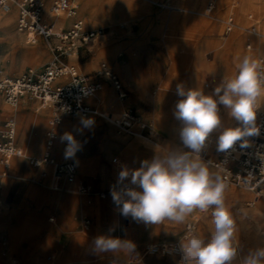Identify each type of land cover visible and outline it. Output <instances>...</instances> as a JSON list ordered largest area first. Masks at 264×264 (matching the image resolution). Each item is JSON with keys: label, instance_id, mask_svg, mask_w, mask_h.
<instances>
[{"label": "rangeland", "instance_id": "374dc122", "mask_svg": "<svg viewBox=\"0 0 264 264\" xmlns=\"http://www.w3.org/2000/svg\"><path fill=\"white\" fill-rule=\"evenodd\" d=\"M10 1L11 0H9V2ZM20 1L21 0H15L17 10ZM179 1L180 0H161L163 4L169 7H164L161 4H154L151 9L142 7L138 10L128 9L124 5L118 4L110 6V8L105 5L101 9L100 16L92 18L90 14L92 12V4H87L86 7H82L81 9L80 2L78 0H73L78 14H82L80 17L83 18L87 30L101 29V33L97 40L76 50V52L84 50V55L82 57L80 56V59L77 56L75 60L70 62H66L70 57L69 55L60 56L54 51V41L48 42L45 39H40V46L42 47L41 54H31L26 49L24 41L18 40L15 37L14 31L22 34L23 38L25 36V34L18 30L17 21L14 25V31L10 29L0 30V75L5 74V77L13 76L16 75L17 72L20 74L28 68L39 69L47 64L64 63L74 66L80 73L87 74L90 77L94 76V79L99 81L105 80L108 82V84L104 83L101 89L111 91L113 96L110 98L107 93L105 99L103 98L104 100L100 97L93 100V105L99 112L92 114L88 118H84H90L94 121L95 126L93 128H84L81 130L70 128L64 130L63 126H61L64 118L67 117L73 122L82 120L83 118L69 114L62 115L61 122L58 125L56 149L60 160L65 158L63 148L67 141L62 142L61 140V137L65 133H71L81 145L80 149L76 151L75 156L69 159L75 162L79 173L84 176L88 185L91 186V206L87 204V197L80 193L79 195L72 193L71 187H68V192H66L61 187L56 189L54 181L52 180L46 184L45 175L40 174L41 169L34 168L29 163V158L40 155L42 149L30 153L25 147L23 151L26 158L16 157L20 159L21 166L15 167V162H12L11 175L5 180L4 191L0 196V212L6 210L12 225L19 227V229L26 227L30 228V232L36 225L35 213L39 221L30 239L37 241L54 235L62 236V232L59 231L57 227L60 229L73 227L76 229V233L79 232L81 234L80 236L83 238L82 241H80L81 243L90 242L91 240L95 241V238L101 235L120 237L122 239L132 240L136 243L137 250L140 252L142 264H176L174 262H169L178 260L174 255H149L147 253L148 245L156 243H177L182 239L186 222L195 216L199 217L195 233L205 237L209 234L212 227L209 213H201L197 209L188 216L183 224L165 220L157 225H146L143 222L132 220L131 217L126 218L122 216L111 196V190H118L122 187L121 184L117 183L120 170L123 167L137 169L141 166L143 161H151L156 154L155 149L157 147L160 152L165 151L166 147L173 145L175 148L189 151L183 148L182 143H180L179 133L181 124L174 116L175 104L179 99L176 95L177 84L182 83L184 87L188 89L191 76L196 74L201 84V87L198 89H201L205 95H209L223 79L231 78L236 74L237 64L240 61V54L247 53L249 57L255 60L260 56L263 57L254 43L251 49H247V44L249 43L248 39L234 43L230 48V37L232 32L229 34L224 33V23L221 21V19L224 20L228 16L226 14L227 7L219 9L215 16H213V14L207 16L205 15V11L208 0H184L185 6H182V9H175L179 6ZM238 1L240 0L229 1L231 5L229 3L227 5L235 8L238 5ZM43 2L45 5L48 4L49 6L50 0H43ZM258 6L259 9L256 12L249 11V13H253L260 20V35L258 38L251 35L249 31L250 22L245 24V28H241L240 31L243 35L254 37L259 41L264 40V0H258ZM81 11L82 13L80 14ZM0 12V14L5 13L6 10L0 6ZM171 14H175L178 17L177 20L179 24L185 27V30L193 31L196 37L185 36L186 39L174 44L172 53H169L167 51L163 52L162 39L166 36L167 31L166 18L169 19ZM206 22L209 24H206ZM115 37L118 40L113 41L107 46L109 51L113 49V54L111 56L108 55L109 58H102V61L106 60L105 63L108 65V70H111L113 74L117 75L124 88L128 90L127 97L121 100L123 108L115 117H120L124 111L132 110L139 118L149 120L155 124L160 133L156 139H147L130 135L121 130L116 122L108 119L113 116L110 112L113 109V105L120 100L117 91L111 79L103 72H100L103 70L101 66H98L97 69L92 71L84 69V67H88V64L82 66V64L88 61L93 55L95 58L97 47H101L105 40H112ZM218 43H223V45L218 46ZM26 45L31 47L33 44L30 43ZM128 45L131 47L130 49L136 52L134 60L136 65L134 70L137 74L139 73V77L145 82L146 88L144 91L138 89L136 83L130 80L127 70L123 69L120 73L115 69V63L112 59L116 58L120 61H125L128 58ZM158 75H161L163 82V86L160 88L156 79ZM0 78L3 77L0 76ZM149 80H151V82ZM263 93L264 89L262 95ZM30 102L35 105L40 104L37 100H30ZM8 105L9 104L5 103L0 95V120H4L10 116V111L4 110V107ZM261 105L264 110L262 100ZM29 110H31L30 107L27 109L24 106L22 110L20 109V111H18V138L22 147L25 144L27 119L29 116L36 114L35 110L32 109L33 114H29L27 117L26 113ZM50 114L51 112H48L41 122L43 124L45 123L43 131L38 137L42 146L46 131L49 127ZM221 114L223 123H225L228 117L227 111L221 108ZM234 126H237V124L228 127ZM30 131L29 136H31ZM215 140L216 134H213V142L211 145L213 151H208L206 157L202 155V158L208 164V161L218 153L215 147ZM27 142L29 141L27 140ZM60 153H64V156H61ZM116 158L117 161H115ZM32 185L40 186V188L33 189L35 194L34 200L24 205L22 199L27 196L26 194ZM49 191L57 196L63 194V200L64 198L68 199V202L72 205L81 198L84 202V204L82 202L81 205L83 208L85 206V208L83 210L81 208L77 209L72 215L65 213L61 214L59 218L58 201L52 204H47V202H45V195L48 194ZM239 191H244L246 193L250 192L239 186H226L224 193L225 202L234 212L237 221L236 235L239 245L237 256L232 261V264H241L243 258H241L240 255L243 254V244L247 237L246 227L241 225L237 220V212L242 208L253 211L260 202H264L263 197L257 200V203H254L257 205L251 204L254 198L253 194L251 197H239ZM102 192L107 193L105 198H100V193ZM107 203L113 212L105 206ZM259 210L260 215L257 228L260 234L264 236V203ZM28 211L34 213L31 212L33 215L30 216L29 220L27 219L25 221V225L14 222L15 218L27 215L26 213H28ZM52 216L55 217L54 222L49 219ZM86 218H90L89 228L84 227V220ZM137 229H143V235L146 237V240L141 243H138L135 240V235L132 234L135 233ZM23 242H26V239H24ZM10 245L11 240L8 232L5 229H0V255L7 247H10ZM17 249H13V251H15L14 253L20 254L19 248ZM14 255H12V257H6L5 259L11 261L12 258H14L17 262L21 263L20 258ZM127 258L128 257L124 258L125 264H127ZM237 258H239V260ZM104 260L106 264H111L113 257L111 254H107ZM0 262L4 264L3 258H0ZM51 264L55 263L51 262ZM132 264H141V262L138 260ZM178 264H180V261Z\"/></svg>", "mask_w": 264, "mask_h": 264}, {"label": "clouds", "instance_id": "9594fccd", "mask_svg": "<svg viewBox=\"0 0 264 264\" xmlns=\"http://www.w3.org/2000/svg\"><path fill=\"white\" fill-rule=\"evenodd\" d=\"M264 89V67L252 57L245 56L237 64L236 74L205 95L201 89H186L177 84L174 116L180 122L181 148L158 147L151 161L145 160L137 169L123 167L118 175L120 189L111 190L120 214L146 225L165 220L183 224L194 210L210 213L211 230L207 237L189 231L171 249L181 257L180 264H232L237 256L239 241L234 212L225 202L226 184L218 171L210 169L201 153L213 134L216 150L228 152L239 142L241 148L250 145V138L260 135L257 124V98ZM221 108L237 122L225 126ZM89 128L92 119L82 118ZM67 141L65 158H72L81 147L71 133L61 137ZM129 181V187L124 185ZM137 188L139 190H137ZM94 248L99 254H111V264H125L126 257L140 259L135 242L120 237L101 235L95 238ZM150 246L149 251H154ZM241 264H264V247L256 248L243 258Z\"/></svg>", "mask_w": 264, "mask_h": 264}, {"label": "built area", "instance_id": "2783aa9c", "mask_svg": "<svg viewBox=\"0 0 264 264\" xmlns=\"http://www.w3.org/2000/svg\"><path fill=\"white\" fill-rule=\"evenodd\" d=\"M217 1L208 0L206 15L213 13ZM0 6L7 9L9 0H0ZM43 8V0H21L18 3V29L27 35L30 43H34L38 39H45L48 42L54 41L53 49L60 56L70 55L71 52L80 47L89 45L101 33V29H83V23L79 19L74 20L67 29L57 28L54 23L44 19ZM51 10L57 14L65 13L68 16L76 13V7L72 0H51ZM248 19L251 21L250 33L259 36V19L253 13L248 14ZM221 21L224 23L226 34L237 28L233 14ZM247 48L251 49L252 44L249 43ZM257 61L264 67L263 57H258ZM102 72L111 79L119 91V95L125 97L126 93L122 91V84L117 75L105 67ZM99 88V82L94 81L87 74L78 72L74 66L64 63L47 64L39 69L28 68L17 76L0 79V95L12 107L16 108L20 101L27 97L50 108L51 115L43 154L39 157H30L29 163L35 168L51 165L53 167L54 186L57 189L65 181L68 184L76 185L78 192L82 194L90 195L92 192L91 186L79 176L75 162L68 159L58 160L55 148L57 127L61 122L62 115L88 117L91 114H96L97 110L91 107L87 100L93 97ZM262 91L263 89L257 98V105L259 106L257 124L261 125L260 135L250 138L249 147L241 148L237 142L233 149L226 153L220 152L216 158H211L208 161L212 170L220 173L226 186L242 187L250 191L255 200L264 197V110L260 102ZM116 124L121 130L133 136L154 139L157 134L153 123L139 118L132 110H127L120 115ZM136 124L137 127H135ZM212 142L213 136L201 156L206 157L208 155ZM66 147L67 142L64 150ZM21 151L22 147L18 142V119L16 114H12L0 121V191L3 186L2 180L8 175L12 158L20 157ZM124 185L136 187L131 185L129 181H125ZM106 195V192L100 193L103 198ZM198 221L199 217L195 216L186 222L182 238L189 231L196 232ZM89 225L90 218H86L84 226ZM177 243L150 244L147 247V253L152 256L178 255L175 252L172 254L165 252V246L171 249ZM150 246H155V250L149 251ZM138 260L136 257H128L126 263L132 264Z\"/></svg>", "mask_w": 264, "mask_h": 264}, {"label": "bare ground", "instance_id": "6f19581e", "mask_svg": "<svg viewBox=\"0 0 264 264\" xmlns=\"http://www.w3.org/2000/svg\"><path fill=\"white\" fill-rule=\"evenodd\" d=\"M78 1L81 4V9H82V7L83 8L86 7L87 4L88 5L89 4L93 5L92 12L90 13L92 18H96V17L100 16L101 9L105 5H107L110 8V6L118 4V5H124L128 9H135V10L141 9L142 7H147V8L151 9L154 4H161L164 7H169L166 4H163L161 2V0H78ZM229 1L232 2V0H219V1H217L216 2L217 5H215L216 9H215L214 13H212V14H213V16H215L218 13L219 9H221L222 7H227L226 8V14L227 15H229L231 13L236 15V17H237V27L238 28L235 29V31L231 33L230 48L234 45V43L242 42L243 40L248 39L249 42H252V43H254L256 45V48L259 49L258 50L259 53H261L263 55V58H264V40H259L258 41L254 37H247L246 35H243V33L240 31L241 28H245V24L249 23V20L247 19V15L249 14V11L256 12L259 9L258 0H240V1H238V5L235 8L229 7L231 5L229 3ZM72 3L76 7V5L74 4L73 0H72ZM228 3L230 4L229 6L227 5ZM207 4H208V2H207ZM178 5L179 6L176 7L175 9H182L181 7L185 6V1L184 0H180L178 2ZM50 6H51V3H50L49 6H47L45 8L44 18L49 20V21H51L52 23H54L55 27L58 28L66 20L73 21L74 19L75 20L79 19L83 23V25H82L83 29H85V30L87 29L85 27L84 20L82 18L78 17V16L82 15L81 14L82 11L80 12L81 15H79L78 12H77V9H76V13L74 15L68 16L65 13L57 14L56 12H54V11H52L50 9ZM173 6H174V4H173ZM4 10H6V12L2 13V16H3L2 18H3V21H4L3 22L4 23L3 24L4 25L3 28H9L10 30L14 31L15 21H16V19L18 17V10H17V7H16L15 0H11L9 2V7L7 9H4ZM206 13H207V6H206L205 15H206ZM212 14L207 15V16H211ZM161 16H160V18H161ZM162 18H163V16H162ZM177 18L178 17L175 14H171L169 19L166 18L167 31H166V36H164L163 39H162V47L164 49L163 52L167 51L169 53H172L173 45L176 44L178 41H181V40L184 41V39H186L185 36L196 37L193 31L185 30V27H183V26H181L179 24ZM206 24H209V23L206 22ZM14 34L17 37V39L24 41V45L26 46V49L31 54H33V55L41 54L42 47L40 46V39H38L34 43H31L33 45H31V47H28L26 44H30V41H29L27 35L24 36V38H25V40H24L23 36H21V34L17 33L16 31H14ZM98 36H100V34L97 35L92 40V42L97 40ZM116 40H118L116 37L114 39H112V40L111 39L105 40L104 44L101 47H97V50L95 52V58H94V62L96 63L97 66H101L102 68L105 67L106 69H108V65H107V63H105L106 60L102 61V58H104V59L105 58H109V56H111L113 54V49L109 51L107 49V46L110 45L113 41H116ZM217 45L221 46V45H223V43L222 44L218 43ZM128 47H129V50L127 51L128 58L126 57L127 59L125 61H120L119 59H116V58L112 59V60H114L113 62L115 63L114 64L115 65V69L118 72H120V73H121V71L123 69L127 70L130 80L136 83V86H137L138 89H140L141 91L142 90L144 91V89L146 88L145 82H144L143 79H141L139 77V75H138L139 73L137 74L135 72V70H134V67L136 65L135 61H134L135 57H136V52L133 51L132 49H130L131 47L129 45H128ZM245 56H248V54L247 53L240 54L239 60H242L243 57H245ZM70 57H71L72 60H75L76 57H77V52L76 51L71 52L70 53ZM109 62H110V60H109ZM174 68H175V66H174ZM100 72H102V71H100ZM0 76L5 78V74H1ZM91 78H94V77L92 76ZM156 79H157V81L159 83V88L161 86H163L161 75H158ZM149 81L151 82V80H149ZM186 86H188V85H186ZM200 87H201V84L199 82L198 77L196 76V74L192 75L190 80H189L188 89H197V88H200ZM100 88H102L101 87V83H100ZM100 88L95 93L96 98L100 97L102 99L103 98L105 99V97L107 96V93H108L110 98L113 97L112 94H111V91H108L106 89L105 90H102V89L100 90ZM261 100H262V102L264 104V93H263V95H261ZM109 103H112V102H109ZM22 105H24V103H22ZM22 105L21 106H17L15 109H12L8 105V106L4 107V110H6V111L8 110V111H12L13 113H16V112H18L21 109ZM112 108L113 109L110 112L113 114V116H111V117L107 116V117H109L108 119L112 120L113 122H116V120L119 117H115V115L119 111L122 110L123 103L121 102V100H118L115 103V105H113ZM34 110H35L36 114L33 115V116H29L28 117L29 118L28 122L31 121V124H30V129H31V131H30L31 133L30 134H31V136H29V134H28L27 140L30 142L31 138H33L32 145H33L34 148H37V146H38L37 137L39 136V134L41 133V131L45 127V123L43 124L41 122L43 120V117L48 112H50V108L47 105L43 106L41 104H36V105H34ZM97 112H99V111L97 110ZM36 122H38V123H36ZM61 124H62L61 126H63L64 130H68L70 128H75V129L81 130V129L86 128V127H84L82 125L81 120L73 122L67 117L64 118V120H63V122ZM233 124H237V122L228 115L224 125L231 126ZM94 126H95V124L93 123V125L91 127H89V128H93ZM135 127H137V124L135 125ZM215 147H216V145H215ZM167 148H175V147L173 145V146L166 147V149ZM22 156H24L23 149L21 151V156L20 157H22ZM16 157H18V156L13 157L12 160H11V164H10V168H9V171H8V175L2 181L3 187H4L5 180L7 178H9L10 175H11L12 162H15V167H20L21 166L20 159L16 158ZM43 166H41V168H39V169H41L40 174L45 175V178H46L45 182L48 183L50 181V179H51V169L50 170L49 169L44 170ZM211 170H212V168H211ZM238 195H239V197L240 196L241 197H251L252 193H250V192L246 193L244 191H239ZM254 203H257V200H255L253 198V200L251 201V204H254ZM263 203L264 202H260V204L253 211H250V210H247L245 208H242L241 210H239L237 212V220L241 223V225L246 227V231H247V237H246V240H245V242L243 244V254L240 255L241 258L246 257L250 251H252V250H254L256 248L264 247V236L260 234V232L258 231V228H257L258 227V224H257L258 223V218H259V215H260V210L259 209L261 208V205H263ZM254 205H257V204H254ZM0 229H5L8 232L9 238L11 240V245L9 247V255H7L6 257H9V256L12 257V255L15 254L14 253L15 251H13V249L15 250V249L19 248L20 252H22V249H21L20 246H21V243L23 242V240L26 238L27 232H29L30 228H27V227L26 228H21V229L16 228L14 225H12L11 220L9 219V216H8V213L6 212V210H3V211L0 212ZM17 251H18V249H17ZM237 259L239 260V258H237ZM0 264H2V263L0 262ZM48 264H51V262L48 263Z\"/></svg>", "mask_w": 264, "mask_h": 264}, {"label": "crops", "instance_id": "0c3cea01", "mask_svg": "<svg viewBox=\"0 0 264 264\" xmlns=\"http://www.w3.org/2000/svg\"><path fill=\"white\" fill-rule=\"evenodd\" d=\"M50 3H51V0L49 2V5H50ZM47 6H48V4L47 5L44 4V8H43L44 12H45V8ZM50 9H51V6H50ZM231 14H233V13H231ZM2 17H3L2 14H0V30L9 29V28H3V26H4L3 25L4 24L3 22L4 21H3V18ZM234 17H235V20L237 22V19H236V16L235 15H234ZM79 18H82V17L79 16ZM247 19H248V15H247ZM74 20L73 21L66 20L58 28L67 29V28H69L72 25V23L74 22ZM16 21H17V28H18V17H17ZM16 21H15V23H16ZM249 22H250V25H251V21L250 20H249ZM250 25H249V27H250ZM224 33H225V29H224ZM23 34H25V33H23ZM251 35L258 38V36H255L253 34H251ZM21 36H22V34H21ZM249 43L250 44H253L252 42H249ZM84 52H85L84 50L77 51V56H78L79 59H80V56L82 57L84 55ZM70 61H72L71 57H69L66 60V62H70ZM87 64H88V67H84V69L87 70V71L88 70L89 71H92V70H95V69L98 68V66L94 62V55L88 61L84 62L82 64V66H85ZM20 69H21V67H20ZM24 71H22V72H24ZM17 75H19V72H17V74L16 75H13V76H17ZM13 76H7V77H13ZM92 79L94 81H96V82L101 83V87H102V85L104 83H107L108 84V82H106L105 80H100L99 81V80L94 79V78H92ZM113 86H114V84H113ZM100 90H101V88H100ZM115 90L117 91V95H118V98L120 100H124L127 97V95H128V90L125 89L123 85H122V91H124L126 93V96L125 97H121L119 95V91L117 90L116 87H115ZM1 97L3 98L2 95H1ZM96 99L97 98H96V95H95V96L89 98L87 100V102H88V104L91 107L95 108V106L93 105V100H96ZM3 100H4V98H3ZM30 100H34V99H30V98L24 97L20 101V104H19V105H21L22 103H24V105H22V107H21V110H22V108H24V106L27 109L29 107L31 108V110L27 111V113H26V116L27 117L29 116V114H33L34 105H35L34 103L30 102ZM260 102H261V97H260ZM5 103H7V102L5 101ZM9 106L12 109H15L11 105H9ZM18 113L19 112L13 113L12 111H10V116L12 114H16L17 119H19L18 118ZM88 117H83V118H88ZM28 120H29V118L27 119V124H26V137H25V144H24V146L22 147V145H21V143L19 141V138H18V142H19V145L22 147V149L26 147L29 150L30 153H33V152H36V151H39V150L42 149L41 154L37 156V157H39V156H41L43 154V151H44L45 142H46V135H45V140L43 142V146H42L41 141H39V139H38L39 136H38L37 137L38 148L37 149L34 148L33 145H32L33 138H31L30 142H27V137H28V134H29V131H30V124H31V121L28 122ZM0 121H2V120H0ZM146 121H149V120H146ZM149 122H151V121H149ZM151 123H153V122H151ZM153 125L155 126L154 123H153ZM155 129H156V133H157L156 134V137H155V139H156L160 135V133L158 132L156 126H155ZM57 130H58V127H57ZM57 134H58V132H57ZM211 151H213V150L210 148L209 152H211ZM64 152H65V150H64ZM219 153L220 152H218L216 154V156L213 157V159L216 158ZM55 154H56V157L58 158V160H60L59 157H58L57 149L56 148H55ZM60 155L61 156H64V153H60ZM22 157H23V159L26 158V156H22ZM67 159L68 160H72V159H69V158H67ZM67 159L64 158L63 160H67ZM63 160H60V161H63ZM43 168H44V170H47V169L50 170L51 169V179H50V181L51 180L53 181V179H54V176H53V167L51 165H44ZM78 174H79L80 177H82L85 180L84 176L79 173V170H78ZM85 182L87 183L86 180H85ZM68 187H71L70 189H72L71 190L72 193H75V194H78L79 195L80 192L77 191L76 185H74V184H68L65 181L61 183V188L63 190H65L66 192H68V190H67ZM35 188H40V186L32 185L30 187L28 193L26 194L27 196H25L22 199V202H23L24 205H27L28 202L34 200L33 198H34V195L35 194L33 192V189H35ZM3 191H4V187L2 186V189L0 191V196L2 195V192ZM80 194L83 195V196H85V197H87V199H86L87 204H89L91 206L92 205L91 194L90 195L82 194V193H80ZM62 196H63V194L60 195V196L59 195L57 196L56 194H54L53 192H50V191L48 192V194L45 195V202H47V204H52V203H55V202L58 201V203H59V218H60L61 214H64L65 213V214L72 215V213H75L77 211V209L81 208L83 210L85 208V206L83 208L82 205H81V203L83 202L81 198L79 200H77L74 205H72V204H70L68 202L69 201L68 199H65L64 198V200H63ZM100 198H103V197L100 196ZM62 200H63V203H62ZM83 204H84V202H83ZM105 206L107 208H109V209L111 208V207H109V204L108 203L105 204ZM31 212L32 211H28V213H26L27 215H23V217H17V218H15L14 222L19 223L20 225H25L26 224L25 221L27 219L29 220L30 219V216L33 215V214H31ZM32 213H34V212H32ZM34 216H35V220H36V225H35L34 229L31 232L30 231L27 232V235H26V238H25L26 239V242H22L21 243L22 252L20 254H17L16 253L14 255V256H18L20 258V262L21 263L17 262L14 258L11 261L9 259H5L6 256L9 255V247H7L6 250L3 251L1 253V255H0V258H3V263L4 264H48L50 262H54L55 264H106V261L104 260V258H105V255H107V254H99V253H97L96 250H95V248H94V241L93 240H91L90 242L88 241V242L81 243L80 241H82L83 238L80 236L81 234L79 232L78 233L75 232L76 229H74L73 227H71V228H63V229H60L59 227H57V229L62 232V234H63V235L61 234L62 236H60V235H58V236L57 235H54V236H51V237H48V238L39 239L37 241H34V240L30 239V237L32 236L31 234H33V231L35 230V228H36V226L38 224V221H39V219L37 218V216H36L35 213H34ZM49 219H50V221H53V222L55 221V217L54 216L50 217ZM84 227L85 228H89V226H84ZM16 228H19V227H16ZM132 234L135 235V237H136L135 240L138 243H141L144 240H146V237L143 235L144 234L143 229H137V230H135V233H132ZM174 256H176L178 260L169 261V262H171V263L174 262V263L178 264L179 261L181 260V257H180V255H174ZM143 264H152V263H143Z\"/></svg>", "mask_w": 264, "mask_h": 264}]
</instances>
